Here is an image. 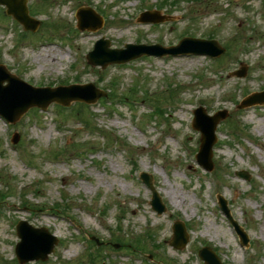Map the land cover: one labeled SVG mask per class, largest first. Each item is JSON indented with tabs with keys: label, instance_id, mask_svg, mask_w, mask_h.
Listing matches in <instances>:
<instances>
[{
	"label": "rangeland",
	"instance_id": "rangeland-1",
	"mask_svg": "<svg viewBox=\"0 0 264 264\" xmlns=\"http://www.w3.org/2000/svg\"><path fill=\"white\" fill-rule=\"evenodd\" d=\"M27 5L41 20L28 34L0 5V63L36 86L93 82L117 98L64 108L52 102L46 110L30 108L12 124L0 116V264H21L14 259L21 219L59 237L47 260L24 264H204L198 251L205 242L226 264H264V105L238 107L264 89V0ZM82 6L106 17L102 28L78 30L75 13ZM145 9L173 19L141 23ZM102 36L118 48L126 42L170 46L183 36L215 38L226 50L219 61L200 54L141 56L101 68L86 54ZM51 48L59 54L48 63L42 58ZM244 65L245 77L231 75ZM125 96L134 101L118 100ZM150 102L161 113L153 114ZM201 105L209 114L228 111L214 146L211 173L218 180L195 159L200 132L191 121ZM242 133L252 140L239 138ZM241 169L251 173L249 180L235 175ZM142 171L153 177L167 208L162 214L150 205ZM218 193L249 232L248 249L218 207ZM175 220L188 226L189 241L181 249L169 244ZM86 234L103 243L95 246ZM150 254L154 259L147 260Z\"/></svg>",
	"mask_w": 264,
	"mask_h": 264
},
{
	"label": "water",
	"instance_id": "water-1",
	"mask_svg": "<svg viewBox=\"0 0 264 264\" xmlns=\"http://www.w3.org/2000/svg\"><path fill=\"white\" fill-rule=\"evenodd\" d=\"M0 3L6 4L7 12L12 14L17 20L22 22L27 29L36 30L40 22L28 14L26 0H0ZM95 12L91 8H81L78 13V27L80 29H96L101 26V19L95 17ZM168 17L160 16L157 11H147L142 14V21L159 22ZM109 41L101 39L96 43L95 49L88 54V59L92 64H102L106 66L113 62H126L130 59L139 57L142 54H178L186 52L209 53L212 55H221L225 48L221 47L217 40H205L187 37L179 45L164 47L159 44H127L126 49H109ZM247 68L236 70L237 76H245ZM8 80V84L3 86V81ZM102 94L92 83L74 84L69 86L34 87L25 81L11 75L6 68L0 67V113L9 120L16 121L30 107H47L52 101H57L69 105L74 100H84L94 102ZM264 102V92L254 93L245 98L240 107L252 105L254 103ZM195 118L193 126L202 132L201 146L197 157L199 162L207 169L213 168V145L217 140L216 128L221 119L227 116L226 110H220L214 115H208L205 108L200 106L195 109ZM237 174L248 177L244 171H238ZM144 180L153 191L151 205L158 212L162 213L166 207L161 201L157 190L152 183L151 175L144 173ZM222 207L231 222L235 225L237 232L241 235L243 243H247L248 237L243 228L233 219L230 210L227 207L225 199L221 198ZM174 235L171 244L176 248L185 246L189 235L182 222H176ZM18 235L21 240L16 246V253L21 263L31 260H46L51 252L54 251L58 238L51 234L46 227H34L25 220H21L17 225ZM200 256L206 264H223L221 259L210 248L205 247L200 250Z\"/></svg>",
	"mask_w": 264,
	"mask_h": 264
},
{
	"label": "bare ground",
	"instance_id": "bare-ground-1",
	"mask_svg": "<svg viewBox=\"0 0 264 264\" xmlns=\"http://www.w3.org/2000/svg\"><path fill=\"white\" fill-rule=\"evenodd\" d=\"M57 54H59V53H57L55 50H53L52 48H51V50H49V51H47L46 52V56L45 57H43L42 59L45 61V62H53L52 60L53 59H55V57H56V55ZM39 55H42V52H40V54Z\"/></svg>",
	"mask_w": 264,
	"mask_h": 264
}]
</instances>
